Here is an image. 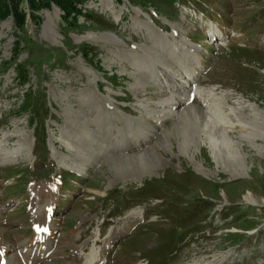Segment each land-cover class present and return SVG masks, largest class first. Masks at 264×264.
<instances>
[{
  "label": "rangeland",
  "instance_id": "obj_1",
  "mask_svg": "<svg viewBox=\"0 0 264 264\" xmlns=\"http://www.w3.org/2000/svg\"><path fill=\"white\" fill-rule=\"evenodd\" d=\"M135 3L85 0L81 13L68 20L54 4L32 19L23 3L25 31L17 30L10 15L0 20V154L15 157L4 161L1 155L5 165L0 162V190L3 187V198L18 201L0 233L14 241L20 234L14 227L18 220L30 227L36 217L24 214L27 191L36 186V191L46 192L42 186L62 173V187L71 192H62L67 193L62 194L64 200L55 196L56 213L61 214L53 218L55 235L64 236L58 246L94 231H100L97 243L102 245L109 228H120L115 243L128 239L108 252L106 264H264V0ZM200 10L204 13L197 14ZM183 37L201 47L210 44L207 51L199 50L196 61L201 72L206 71L204 77L224 89H219L212 112L196 103L175 120L159 101L166 104L169 98L162 90L166 80L159 74L160 83L151 81L149 74L161 69L178 79V67L181 72L189 69L179 60V45L191 53L196 48L181 42ZM37 46L45 52L32 62L29 51ZM170 50L175 60L168 59ZM14 58L17 64H11ZM22 74H27L24 84ZM242 93L243 99L235 95ZM165 108L169 118L160 122ZM149 111L157 122L145 118ZM106 112L115 120L110 122ZM102 114L111 132L118 134L119 146L128 135L149 136V141L102 158L100 152L115 146L106 135ZM247 114L256 116L252 121ZM240 119L254 125L245 141ZM38 138L47 152L44 161L35 155L36 145L43 154ZM59 155L77 167L89 159L88 169H82L85 175L61 167L55 159ZM36 167L41 171L31 175ZM248 195L255 201L246 199ZM9 205L1 201L0 212H8ZM162 239L172 246L164 243L158 252L155 246L161 247ZM52 241L30 257L43 259L38 264L51 263L42 253H52ZM132 250L147 257L139 252L121 255ZM55 254L64 256L60 249ZM72 254L70 250L68 256ZM11 257L17 261L16 255Z\"/></svg>",
  "mask_w": 264,
  "mask_h": 264
},
{
  "label": "bare ground",
  "instance_id": "obj_2",
  "mask_svg": "<svg viewBox=\"0 0 264 264\" xmlns=\"http://www.w3.org/2000/svg\"><path fill=\"white\" fill-rule=\"evenodd\" d=\"M190 49H191V47H190ZM172 51L173 50H170V52H169V60H175V58L173 57V55H172ZM196 50H194V51H192V52H195ZM179 60L180 61H183V59L182 58H180L179 57ZM178 60V61H179ZM180 64V62H178V63H176V68L174 69V71L177 69V65H179ZM191 68L194 70V71H196V66H194L193 64H192V66H191ZM178 69L179 70H181L180 69V67H178ZM159 72V73H158ZM187 72H188V69H184L183 70V72H181V74L180 75H177V73H175V75H177L178 76V79L177 78H175L173 75V77L170 75V74H167L168 72H166V71H163V70H161V69H159L158 71H157V75L156 74H154V75H150L149 74V78H150V80L151 81H155V82H158V83H160V81L158 80L159 79V77H160V75L166 80V86H167V88L166 87H164V86H162V90H164L166 93L164 94V95H166L168 92H170V90L171 91H173V90H175V89H177L179 86H185L186 85V83L187 82H189V80H191V79H193V77H187L186 76V74H187ZM160 74V75H159ZM189 79V80H188ZM149 80V81H150ZM165 82V81H164ZM194 82H195V80H194ZM199 82H201L200 80H199ZM152 83V82H151ZM162 85H164L163 83H161ZM175 86V88H173ZM189 87H191V82H189ZM191 91V88H188L184 93L185 94H178V96L179 97H181V96H183L184 95V101L182 102L181 100L179 101V100H176V99H174V98H168V99H166V101H167V103L166 104H164V100H159L160 102H162V105H165L166 107H174V106H179V105H181V104H185L186 103V101H187V99H188V97L189 96H191L192 94H189V92ZM164 93V92H163ZM174 96H176V95H174ZM174 96H172V97H174ZM172 99V100H171ZM196 99V98H195ZM208 99H209V101L211 100V97H210V95H209V97L207 98V99H205V98H203V101H205L206 103L208 102ZM198 104V103H197ZM199 104H201L202 105V102L200 101L199 102ZM192 105H190L189 107H191ZM242 107H244V106H242ZM250 107V106H249ZM186 108H188V107H186ZM168 111H170L171 113H172V110L169 108L168 109ZM193 112H194V110H193ZM151 115V113H150V111H149V113H148V115ZM148 115H145V118H147V119H150V117H148ZM237 115V114H236ZM256 116V115H255ZM255 116H252L251 114L249 115V114H247V117L248 118H251L252 117V121L254 120V118H255ZM151 118H152V116H151ZM210 118V117H209ZM197 120V119H196ZM213 120V119H212ZM96 121V120H95ZM243 121H245L244 119H240V122H243ZM247 121V120H246ZM217 122V121H216ZM220 123V122H219ZM246 124L248 123V122H245ZM244 122L243 123H240V126L241 127H239V130H240V132L242 131L243 133H242V135H241V139L243 140V141H245L246 139H248V138H250V136H251V133H252V127L254 126H252L251 127V125H252V123H251V125H250V123H248L247 125L245 124ZM255 123V122H254ZM260 123V122H259ZM207 124V123H206ZM222 124V123H221ZM256 124V123H255ZM236 125V124H235ZM250 125V126H249ZM258 126V125H257ZM195 127V126H194ZM223 127V126H222ZM231 127V126H230ZM235 127V126H234ZM256 127V126H255ZM220 128V127H219ZM188 129V128H187ZM191 129V128H190ZM195 129V128H194ZM256 129V128H255ZM197 130V129H196ZM195 130V131H196ZM198 131H199V128H198ZM183 132H184V130H183ZM207 132V131H206ZM201 132L199 131V134H200ZM201 134H203V133H201ZM188 135V134H187ZM193 135V134H192ZM252 135H253V133H252ZM5 136V135H4ZM3 136V137H4ZM131 136H133V135H128V138H129V140L130 141H132V137ZM189 136V135H188ZM255 138V137H254ZM257 138V137H256ZM254 140V139H253ZM5 141V140H4ZM2 149V148H1ZM256 149H258V148H256ZM18 151V150H17ZM261 151V150H260ZM9 152V151H8ZM2 157L4 158L3 160L4 161H13L14 160V156H13V153L12 154H9V153H3L2 154ZM3 161V162H4ZM246 199H248L249 201H255L254 199H253V197L251 196V195H248V197L246 198ZM64 237V236H63ZM62 236H61V238H60V240L58 241V243L59 242H61V240H62V238H63ZM93 241V240H92ZM100 248H103V249H100ZM8 249L6 248V251H7ZM106 251H107V247H104V246H102V247H100V246H95V244L94 243H92L91 245H90V247H89V249H88V252H87V255L84 257V259H83V261L82 262H84V261H86V259H87V257L89 258V260H88V262L86 263L85 262V264H104V260H102V258H104L105 259V253H106ZM104 253V254H103ZM79 254H80V251H79ZM12 256H14V255H12ZM11 263V264H13L15 261H14V259H12V257H8L7 258V263ZM17 262V261H16Z\"/></svg>",
  "mask_w": 264,
  "mask_h": 264
},
{
  "label": "trees",
  "instance_id": "obj_3",
  "mask_svg": "<svg viewBox=\"0 0 264 264\" xmlns=\"http://www.w3.org/2000/svg\"><path fill=\"white\" fill-rule=\"evenodd\" d=\"M84 1L85 0H0V20H3L10 15L13 17V21L17 30L24 29V26L26 25V12L21 7L23 3H27V6L29 7V15L32 19L38 18L35 14L37 11H40L44 8H49L52 4H54L62 11L64 18L68 20V17H72L74 15L76 16L77 14L81 13L80 5ZM130 1L133 3L136 2V0ZM16 45L18 48L19 42ZM42 52H45V49L42 46H37L35 51H29L32 62H36V58L33 57L41 56ZM46 54L48 58H52V55H50L48 52ZM11 64H17L16 58L13 59ZM22 79L23 80L21 82L23 84L26 83L27 74H22Z\"/></svg>",
  "mask_w": 264,
  "mask_h": 264
}]
</instances>
